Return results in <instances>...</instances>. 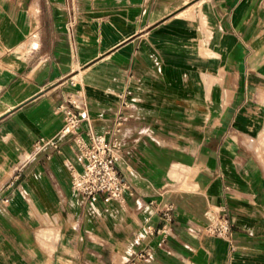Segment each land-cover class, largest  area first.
I'll use <instances>...</instances> for the list:
<instances>
[{"label":"crops","instance_id":"0c3cea01","mask_svg":"<svg viewBox=\"0 0 264 264\" xmlns=\"http://www.w3.org/2000/svg\"><path fill=\"white\" fill-rule=\"evenodd\" d=\"M71 78L98 133L131 90L123 201L72 186ZM0 264H264V0H0Z\"/></svg>","mask_w":264,"mask_h":264},{"label":"built area","instance_id":"2783aa9c","mask_svg":"<svg viewBox=\"0 0 264 264\" xmlns=\"http://www.w3.org/2000/svg\"><path fill=\"white\" fill-rule=\"evenodd\" d=\"M70 84L74 88L66 93L54 111L60 114L63 120L59 135L70 136L74 148L75 159L65 160L72 186L88 201H96L101 195L105 202L123 201L124 193L130 186L118 169L117 160L120 149L119 133L127 118L126 110L130 106L128 96L131 90L126 89L118 93L119 108L112 123L105 131L98 133L90 125L84 90L76 87L78 82L74 78L70 79ZM84 123L88 124L87 128L81 127ZM48 146L58 149L56 140L40 138L35 142L32 153H37ZM2 201L6 203L8 198L3 197ZM173 211V204L165 205L160 210L163 223L157 228L147 226L148 232L158 234L161 241L166 240L170 234L168 224L173 220ZM230 225L227 208L218 205L210 208L209 223L204 230L211 235L224 236L228 233Z\"/></svg>","mask_w":264,"mask_h":264}]
</instances>
